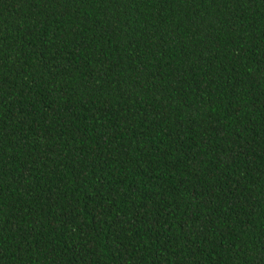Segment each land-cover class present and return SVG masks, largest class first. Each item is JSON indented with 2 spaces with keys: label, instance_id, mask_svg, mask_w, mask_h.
<instances>
[{
  "label": "trees",
  "instance_id": "obj_1",
  "mask_svg": "<svg viewBox=\"0 0 264 264\" xmlns=\"http://www.w3.org/2000/svg\"><path fill=\"white\" fill-rule=\"evenodd\" d=\"M0 264H264V0H0Z\"/></svg>",
  "mask_w": 264,
  "mask_h": 264
}]
</instances>
